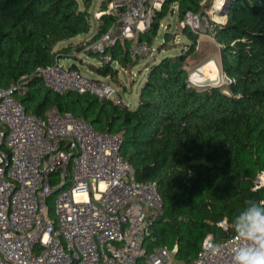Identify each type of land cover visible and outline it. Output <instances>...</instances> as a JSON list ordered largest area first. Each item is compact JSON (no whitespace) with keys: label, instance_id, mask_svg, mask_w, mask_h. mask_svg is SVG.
I'll use <instances>...</instances> for the list:
<instances>
[{"label":"trees","instance_id":"16d2710c","mask_svg":"<svg viewBox=\"0 0 264 264\" xmlns=\"http://www.w3.org/2000/svg\"><path fill=\"white\" fill-rule=\"evenodd\" d=\"M91 2L0 0V86L21 79L26 91L19 97L29 113L71 112L99 131L122 133L121 152L136 179L155 181L163 199L147 248L177 245L176 259L192 264L207 235L218 242L227 239L235 233L232 220L245 202L263 197L252 186L264 169V0H226V20L209 22L220 45L223 71L234 79L227 91L189 84L188 59L197 53L199 35L185 26L190 44L150 65L136 108L88 92L57 93L38 73L57 57L72 54V43L57 49L60 42L89 32ZM175 2L181 21L189 11L205 14L209 6L206 0H167L141 40L153 42ZM114 21V15L102 14L93 39ZM128 47L129 41H117L107 49L110 62L89 66L100 75L114 76V60L122 67L137 63ZM224 219L227 229L218 225Z\"/></svg>","mask_w":264,"mask_h":264},{"label":"built area","instance_id":"2783aa9c","mask_svg":"<svg viewBox=\"0 0 264 264\" xmlns=\"http://www.w3.org/2000/svg\"><path fill=\"white\" fill-rule=\"evenodd\" d=\"M166 1L111 0L102 14L114 15L115 21L87 48L102 54L100 63L112 60L107 49L117 41H129L132 60L152 54L151 43L140 35ZM172 5L178 13V3ZM182 23L197 32L204 20L189 11ZM38 73L57 93L88 92L124 105L110 75L89 77L59 57ZM193 74L190 85L207 86ZM233 81L225 73L218 86ZM25 91L21 79L0 86V264H171L177 245L146 246L163 199L155 181L136 179L121 152L123 134L99 131L71 112L29 113L19 97ZM54 174L59 180L52 185ZM252 188L264 199V169L253 178ZM54 192L52 215L48 198ZM218 225L229 226L226 219ZM209 242L221 251L213 254ZM243 243L236 233L220 242L209 234L192 264H232L234 249Z\"/></svg>","mask_w":264,"mask_h":264},{"label":"rangeland","instance_id":"374dc122","mask_svg":"<svg viewBox=\"0 0 264 264\" xmlns=\"http://www.w3.org/2000/svg\"><path fill=\"white\" fill-rule=\"evenodd\" d=\"M206 4L209 6L205 8V14H200L203 16L204 25L198 29V45L197 53L194 57L188 59L187 72L188 78L190 74L195 75L199 72L202 78L195 77L202 82L201 84H207V86L217 85L218 78L225 75L222 68L221 55H220V45L210 33L212 27L210 25V20L217 21L215 15L218 13H223L225 8L226 0H206ZM81 3L82 0H79ZM111 0H92L89 8V19L91 23V28L86 34H81L75 38L71 39L72 43V54L66 57H61L60 62L64 65L70 66L72 63H76L80 71L92 78H99L102 75L91 70L89 64L95 66L99 65L101 62L102 54L93 52L89 53L87 48L89 44L97 41L98 39H93L94 33L97 30L98 20L103 10V5L107 3V7ZM174 6L171 4L168 7L167 12L160 21L159 30L155 36L153 42L151 43L154 48L152 54H143L137 58V63H129L127 66L122 67L118 63H112L115 68L118 69L116 75H111V79L116 85L119 94L121 95L124 105L129 108H136L139 103L140 90L144 81L147 78L149 67L155 61L158 62L164 56H173L184 51L190 44V39L183 33L184 25L178 17V13ZM107 9V8H106ZM173 9V10H172ZM210 28V29H209ZM167 33L170 34L167 35ZM70 40H65L60 42L57 47L67 45ZM212 60L217 67L219 77L213 79L205 71L201 70V65ZM206 61V62H205ZM201 71V72H200ZM198 73V74H199ZM222 88L227 91L228 85H222ZM42 117V116H41ZM59 180L58 174L52 176V185H55ZM57 192H54L49 198L48 203L51 207V214L54 215L55 209V198ZM171 264H180L178 259H174Z\"/></svg>","mask_w":264,"mask_h":264},{"label":"clouds","instance_id":"9594fccd","mask_svg":"<svg viewBox=\"0 0 264 264\" xmlns=\"http://www.w3.org/2000/svg\"><path fill=\"white\" fill-rule=\"evenodd\" d=\"M232 224L237 237L245 241L234 249L232 264H264V199L246 201ZM208 250L218 254L221 246L209 242Z\"/></svg>","mask_w":264,"mask_h":264},{"label":"bare ground","instance_id":"6f19581e","mask_svg":"<svg viewBox=\"0 0 264 264\" xmlns=\"http://www.w3.org/2000/svg\"><path fill=\"white\" fill-rule=\"evenodd\" d=\"M215 18L218 21H225L226 20V14L218 13L217 15H215ZM200 68H201V70L205 71L210 77L213 76L212 77L213 79H217L219 77L217 67L212 60H209L208 62L204 63L203 65H201ZM198 73L199 72H196L195 75L198 76V78L199 77L202 78L200 73L199 74ZM195 75H194V77H195Z\"/></svg>","mask_w":264,"mask_h":264},{"label":"crops","instance_id":"0c3cea01","mask_svg":"<svg viewBox=\"0 0 264 264\" xmlns=\"http://www.w3.org/2000/svg\"><path fill=\"white\" fill-rule=\"evenodd\" d=\"M98 25H99V20H98ZM98 25H97V28H98ZM96 32H97V30H96ZM96 32H95V33H96ZM95 33H94V35H95ZM85 34H86V33H85ZM70 42H71V40H70ZM68 43H69V42H68ZM63 46H64V45H63ZM56 48L58 49V48H60V47H57V46H56ZM89 65H90V64H89ZM77 66H78V65H77ZM89 68H90L91 70L95 71V70L92 69L90 66H89ZM95 72H96V71H95ZM102 76H103V75H102Z\"/></svg>","mask_w":264,"mask_h":264}]
</instances>
